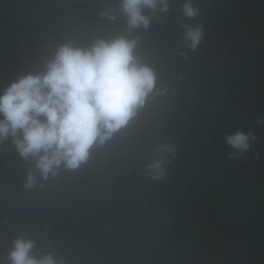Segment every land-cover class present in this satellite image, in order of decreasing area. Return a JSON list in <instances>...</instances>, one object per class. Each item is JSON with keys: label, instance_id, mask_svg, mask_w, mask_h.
Wrapping results in <instances>:
<instances>
[{"label": "trees", "instance_id": "16d2710c", "mask_svg": "<svg viewBox=\"0 0 264 264\" xmlns=\"http://www.w3.org/2000/svg\"><path fill=\"white\" fill-rule=\"evenodd\" d=\"M184 3L146 10L150 27L134 34L155 92L79 169L29 189L33 165L0 144V264L18 236L64 264H264V0H192L193 20ZM109 8L119 0H0V93L60 45L122 34L123 16L101 17ZM183 24L203 27L196 51ZM249 129L252 150L229 160L224 135ZM161 158L164 178L153 179L146 166Z\"/></svg>", "mask_w": 264, "mask_h": 264}, {"label": "clouds", "instance_id": "9594fccd", "mask_svg": "<svg viewBox=\"0 0 264 264\" xmlns=\"http://www.w3.org/2000/svg\"><path fill=\"white\" fill-rule=\"evenodd\" d=\"M153 14L166 13L169 0H119V8L100 13L109 21L125 18L123 33L94 39L79 47L71 42L56 48L40 71L26 73L0 93V144L10 140L19 157L33 165L26 173L25 187L33 188L61 171L77 170L85 164L94 147L105 145L126 129L145 108L157 87L156 71L145 63L139 51L140 37L134 33L148 30ZM186 20L200 13L192 0H185ZM182 42L196 51L203 39V27L181 25ZM186 55L185 53H182ZM257 125L264 118L257 117ZM257 136L251 129L224 135L230 149L229 160L244 158ZM157 153L175 156L166 144ZM254 160L260 153H253ZM166 158L154 159L146 174L163 179ZM35 241L18 236L7 253L8 264H64L54 254L37 255Z\"/></svg>", "mask_w": 264, "mask_h": 264}]
</instances>
